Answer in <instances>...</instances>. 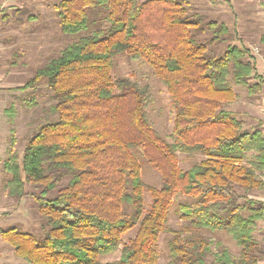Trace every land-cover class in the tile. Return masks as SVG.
Masks as SVG:
<instances>
[{
  "label": "trees",
  "instance_id": "trees-1",
  "mask_svg": "<svg viewBox=\"0 0 264 264\" xmlns=\"http://www.w3.org/2000/svg\"><path fill=\"white\" fill-rule=\"evenodd\" d=\"M96 7L106 8V28L66 45L14 88L46 84L54 93L56 118L36 126L22 156L11 129L3 162L8 194L34 196L47 229L39 238L0 229L1 237L26 264H157L156 243L177 200L183 222L172 230L167 264H257L254 231L264 203L253 194L264 189V133L246 129L227 109L238 98L234 86L252 95L264 83L255 56L244 45L208 55V45L225 41L229 27L205 22L178 0H60L54 8L61 32L85 30ZM206 32L212 37L201 43ZM120 54L147 62L168 88L176 109L172 143L149 120L150 87L113 77ZM5 112L14 115L15 109ZM137 152L160 172V188L145 184ZM179 152L204 158L184 171ZM27 185L40 192L29 194ZM135 227L136 236L123 245L122 236ZM204 231L230 235L240 256L215 250ZM118 250L119 259L101 262Z\"/></svg>",
  "mask_w": 264,
  "mask_h": 264
},
{
  "label": "rangeland",
  "instance_id": "rangeland-1",
  "mask_svg": "<svg viewBox=\"0 0 264 264\" xmlns=\"http://www.w3.org/2000/svg\"><path fill=\"white\" fill-rule=\"evenodd\" d=\"M60 0H20V11L9 13L2 23L4 31L2 41L4 47L0 52V62L6 70L5 77L0 84V209L12 212L16 198L8 194L6 188L8 176L3 171V162L8 157L10 130L15 129L17 143L16 150L22 156L25 143L37 125L51 121L56 115L51 113L54 105V93L46 88V84L37 89L17 91L14 88L24 85L34 76L36 71L46 65L51 59L56 58L60 51L68 44L83 37L89 36L97 30L108 26L105 21L106 8L96 7L89 10L90 23L85 30L78 34H64L61 32L59 19L54 5ZM145 1V0H138ZM184 3L189 12H198L205 17V22L219 21L229 24L230 35L223 37L225 41L208 45L207 54L219 56L224 53L228 45L260 44V34L264 33L263 14L261 3L263 0H178ZM257 8V10H256ZM30 16L32 19H30ZM8 18V19H6ZM263 20V22H261ZM235 23V25H233ZM212 37L210 32L199 37L201 43H207ZM259 41V42H258ZM245 43H247L245 45ZM256 46L250 48L255 56ZM17 55V56H16ZM114 78L131 77L140 85H148L151 89V101L147 113L154 129L172 143L171 135L175 128L176 109L168 88L156 76L150 65L143 60H132L125 54L117 55L115 67L112 72ZM40 88V89H39ZM35 100V106H28L27 102ZM14 107L15 114H6L5 110ZM137 157L142 166V178L147 186L160 188L163 184L162 176L143 156L137 152ZM200 154L187 155L178 153L180 167L187 171L203 160ZM68 179L62 181L60 187L65 186ZM58 189L51 192L48 197L53 198ZM26 191L38 194L40 189L27 185ZM35 198L32 195H27ZM146 207L152 202L150 194L145 191ZM186 199L181 196L180 200ZM31 200V201H30ZM19 205L9 217L0 220L4 229L17 228L35 236L44 237L46 233V220L38 211V207L29 199L26 203L19 200ZM179 201H175L168 219L167 229L160 235L156 248L158 250L157 264H167L169 261L168 244L173 236V231L179 228L182 220L177 216ZM13 207V208H12ZM138 227L129 230L122 236L123 245L136 236ZM203 235L214 243V233L204 231ZM123 247V246H122ZM214 248V246H213ZM0 250H4L5 264H26L25 261L14 254V248L0 237ZM12 252V253H11ZM121 250L100 258L102 263L119 259ZM12 260V261H10ZM18 260V261H17Z\"/></svg>",
  "mask_w": 264,
  "mask_h": 264
},
{
  "label": "crops",
  "instance_id": "crops-1",
  "mask_svg": "<svg viewBox=\"0 0 264 264\" xmlns=\"http://www.w3.org/2000/svg\"><path fill=\"white\" fill-rule=\"evenodd\" d=\"M19 1L20 0H0V52H1L2 47H4L3 46L4 43L1 40L3 31H4V26H2V23L4 22L3 19H5V17L9 13L15 12L16 10L21 8ZM259 11H261V13L264 15L263 2L261 3V9ZM263 19H264V16H263ZM261 22H263V20ZM219 23H224V22H219ZM224 24H226L230 29L229 24L227 23H224ZM233 25H235V23ZM259 41H260V44L258 43V44L252 45L249 43L248 46L246 47L252 48V46H256L255 48H257L260 51L259 56H255L253 52L251 53L256 58L258 73L261 76H263V79H264V33L260 34ZM246 44L247 43H245V45ZM1 64H3L2 62H0V66L3 67V65ZM5 74H6V70L2 71L0 69V84L3 83L2 79L5 77ZM233 89L238 95V98L234 103L229 105L227 109L229 111H232L233 113H236L237 116L244 121L246 129L253 131L258 128L264 133V83L261 84V88L258 89L259 91H257L256 93L252 95H249L248 90L244 87L234 86ZM253 197L264 203V189L258 192H255L253 194ZM29 199H33V201H35L38 207V204L35 198L25 196L20 200L22 203H26L27 201H29ZM18 203H19V200L16 201L14 209L16 208V205L17 206L19 205ZM14 209L12 210V212L14 211ZM12 212H6L5 209L1 211L0 209V220L5 217L6 218L9 217V214ZM1 224L2 223L0 222V229H4V227H2ZM1 239L3 240L2 237ZM254 239L259 244V253H257V255L260 256V260L257 262V264H264V216L262 219H260L257 222L255 231H254ZM214 248L215 250H217V248L219 249L224 248L232 256H234V258H238L241 254V248L237 245V243L233 240V238L230 235L226 234L225 232H214ZM5 252L4 250H0V264L8 263V260L5 258Z\"/></svg>",
  "mask_w": 264,
  "mask_h": 264
},
{
  "label": "built area",
  "instance_id": "built-area-1",
  "mask_svg": "<svg viewBox=\"0 0 264 264\" xmlns=\"http://www.w3.org/2000/svg\"><path fill=\"white\" fill-rule=\"evenodd\" d=\"M263 9H264V0H263ZM255 50H256V54H258L259 50L257 48Z\"/></svg>",
  "mask_w": 264,
  "mask_h": 264
}]
</instances>
